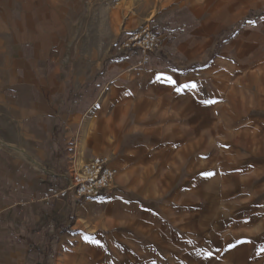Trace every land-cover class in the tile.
Returning <instances> with one entry per match:
<instances>
[{"label": "rangeland", "instance_id": "1", "mask_svg": "<svg viewBox=\"0 0 264 264\" xmlns=\"http://www.w3.org/2000/svg\"><path fill=\"white\" fill-rule=\"evenodd\" d=\"M221 2L222 0H0V148L3 145V135L13 138L19 131L10 120L6 104L2 100V94L6 93L4 87L12 73L16 72L19 56L25 60L39 58L42 54L56 56L59 60L57 63L63 65V73L66 75L64 66L75 63L73 60L77 56L88 55L102 58L99 70L105 71L115 57L113 45L120 37L145 24L153 28L156 20L162 17L169 20L172 15L178 14L181 20L178 24L169 22L164 26L167 34H163V42L166 39L167 44L175 43L177 39L189 36L194 28L202 27L205 22L209 23L205 35L199 36L206 43L202 47L204 56L201 54L200 59L207 61L213 50L218 48V56L214 58L216 66L213 72L203 75L198 82L200 91L195 92L191 87L188 93L203 105H216L219 114L208 121L205 110L202 109L201 123L191 124L188 119H191L193 113L185 111L186 118L182 119L179 117L183 115L178 116L176 108L157 107L164 97L162 94L155 106H149V102L141 101V98L153 96L149 92L152 87L162 85L160 91L166 95H175L171 91L173 87L167 85L165 79L150 77L152 74L148 70L136 76L133 68L135 62L129 60L126 68L132 67V70L121 79V85L115 90L119 97L113 99L110 94L104 96V107L94 114L95 120L90 121L87 126L74 129V134L79 139L76 149L81 152L75 155L70 170L80 168L87 158V150L93 148V154H104L117 169L112 190L97 198L74 197L71 205L67 199L59 200L60 212L54 211L51 205L31 200L33 197L38 198L40 192L52 183L53 174L48 175L50 178H46L43 183L30 181L33 187L29 189L28 174H25V178L22 167L19 166L24 157L7 158L0 149V202L7 206L3 213L0 212L3 219L0 220V264H15V253L24 258L22 264H60L58 259L61 250L71 252L80 247L78 241L65 244L66 238H89L99 234L106 237L120 234L128 242L115 238L112 249L95 244L98 259L102 254L113 258L114 249L120 256L131 254L135 264L143 263L141 252L147 253L148 264H210L214 259L213 255L221 257L225 252L207 255L205 260H201L193 258L192 251H206V254L211 252V247H207L210 234L201 230L198 225L199 211L205 208V201H199V197L204 199L210 195L204 182L211 179L217 182L213 195L216 211L227 213L229 210L233 213L232 223L224 225L220 232L224 237L233 236L231 243L235 245L234 248L239 247L238 250L230 249L233 252L227 263L249 264L252 248L259 244L257 240L253 242L257 237H252L251 233L257 231L259 226L258 222H247L242 217L243 210L252 201L248 197L250 195L244 194L243 188L245 190L257 182L254 166L261 164L263 157L256 155L258 142L250 139L257 127L249 123V113H258L260 110L257 106L261 107V103L248 99L249 94L257 95V86L253 83L255 81L248 75L254 72L258 75L260 72L261 84L264 86V61H261V56L264 57V45L249 49L241 44V34L246 28L259 32L260 22L261 33H264V0H241L233 8ZM164 21L166 23V19ZM250 21L255 23H249ZM171 28L177 32H168ZM230 34L232 35L229 36ZM225 35L229 36L228 40L218 46L216 42ZM225 47H228L226 51ZM181 62L183 63L182 59ZM173 69L183 71L185 67ZM17 70L22 76L23 69ZM108 79L107 75L106 80ZM237 80L239 83H236ZM239 85L246 92L243 117L230 128L224 124H216L223 120L219 116L225 111L223 107L227 104L223 100L225 90L229 91L232 86ZM72 93L70 84L66 93L70 100L73 99ZM116 105L119 106L118 114L113 113L112 107ZM166 111L164 118L156 119V116H161ZM235 112L236 117L241 116V110ZM193 126L195 128L192 132L186 130ZM58 127H55V134L62 131L61 126ZM166 132L177 135L171 140H162L163 133ZM95 135H99L98 143L92 140ZM195 141L201 142L203 154L200 156L195 155L198 151L194 146ZM204 145H211L213 149L209 147L205 150ZM3 147L9 152H14L15 149L10 145ZM13 160L15 163L12 165ZM190 164L193 165L191 171L188 169ZM49 166L50 164L46 168ZM10 171L13 178L8 177ZM71 173L65 175L69 178ZM66 178L58 177L57 180L60 181L57 185H65ZM201 182L203 188L200 186ZM20 200L27 201V204L20 205ZM110 200L127 205L123 213L105 212L104 205ZM31 203L35 205L31 206ZM132 205L137 206L139 215L135 216L136 210L130 207ZM144 214L150 216L146 218ZM208 219V216L202 217L207 223ZM62 226L70 228L64 231ZM251 239L253 244L248 242ZM238 241H246V244L252 245L242 247Z\"/></svg>", "mask_w": 264, "mask_h": 264}, {"label": "crops", "instance_id": "2", "mask_svg": "<svg viewBox=\"0 0 264 264\" xmlns=\"http://www.w3.org/2000/svg\"><path fill=\"white\" fill-rule=\"evenodd\" d=\"M240 1L241 0H222L221 3L229 8H233L237 2ZM189 13L194 15L193 11L189 10ZM164 19H166V23ZM156 21L157 23L153 24L154 26L151 29L164 37V35L167 34L164 26L170 23L178 24L181 20L180 14H178L175 16L172 15L169 20L166 17H162L160 20ZM208 25L209 23L205 22L202 27L194 28L190 31L189 36H183L177 39L175 43L167 44L165 39L162 46L150 54L149 69L147 71L152 74L150 77L157 76L158 78L167 80V85L173 87L171 91L175 92V95H166L160 91V88L162 87L161 85L158 87H152L149 92L153 93V96L141 98V101L145 100L146 102H149V106H155L157 102H159V95L162 94L164 97H162L160 100L161 102L157 107L163 106L166 108H176L178 109V116L183 115L182 117H179L182 119L186 118L185 111L193 113L191 119H188L191 124L201 123L202 109L205 110V116H207L206 118L208 121H211L210 118L212 117H218L219 114L216 111V105L211 107L209 104L203 105L200 103V100H197L192 94L188 93V89H191V87L183 88V90L179 92L176 91L177 88L182 87L183 85L192 84L196 85V87L193 88L195 92L200 91L201 88L199 87L198 82L201 81L203 75L214 71L213 69L216 66V59L214 58L218 56V48L213 50L207 61H202L203 59H200L201 54L204 56V49H202V47L206 43L204 42V39L199 38V36L205 35ZM258 25H260L259 32L252 30V28H246L247 30L243 31L241 34L243 40L241 44L248 46L249 49H255L264 45V33H261V22L258 23ZM182 26L184 28L185 24L183 23ZM183 28L181 27V30ZM168 32H173V34H175L177 31L174 28H171L168 29ZM127 34L128 33L124 34L114 43L113 53L115 54V57L105 71L99 70L103 60L102 58H93L88 55L77 56V58L73 60L75 63L71 66H64L67 71L66 75L63 73V65L57 63L59 60L56 56L42 54L39 58L34 59L30 58L25 60L22 57L20 58V56L17 58L18 62H16V67L17 69L22 68L23 74L22 76L18 74V70L16 69V72L12 73L10 80L4 87L6 93L2 94V100L7 107V114L12 123L16 125L19 130L16 137L13 138L7 134L3 135L2 143L5 146L10 145L12 149L15 147L16 150L14 149V152H9L3 147V145L0 149L2 155L7 156V158L13 156H19L18 158L24 157L21 163H19V166L22 167L24 176L26 173L28 174V177L25 176V178L27 177L28 179L27 184L29 189H32L33 187L31 186L30 181H41L43 183L46 178H50L48 175L51 176V173L53 174L51 177L52 183L43 190L62 187L64 185H57V182L60 181L57 180L58 177L66 178L67 176L65 174L74 171V169L70 170L71 163L74 162L75 155L81 152H78V149H76L79 139L78 136H75L74 129H78L79 127H82V125L87 126V124H90V121L92 122L95 120L93 117L94 114L104 107V96L110 94L113 99L119 97L115 90L121 85V79L132 70V67H130V69H128V67L126 68L129 60L135 62L140 56V52L137 48L127 50L122 54L116 52L115 45L125 38ZM226 35L216 42L218 46L223 41L228 40V37L232 34L228 37ZM226 49H228V47H225L224 51H226ZM121 55H123V57H120ZM126 55L128 58L124 57ZM181 59L183 63L181 62ZM261 61H264V57L262 56ZM201 62H204V64H200ZM173 67H185V69H183V71H175ZM124 68L126 69L123 70ZM110 73L112 75L111 77ZM255 74L256 72L250 73L248 76L249 78L253 77V80L255 81L253 83L258 87V89L257 87L255 88L257 95L253 96L252 94H249L248 99H251V101H258L257 103H261V107L257 106V109L260 110L258 113H251L252 111L249 113V123L251 122L257 127L252 132L250 139L251 141L254 140L258 142L256 155L262 156L263 159L261 160V164L257 163L254 166L255 174H257V182L252 186L249 185L245 190L243 188L244 194L247 193L250 195L248 197L249 199H252V204H248L247 209L243 210L242 217L247 222H258L257 224L259 226L257 231L251 233L252 237H257L253 242L257 240L259 244L252 248L253 254L249 260V264H264V251H261V249H264V86L261 84L260 72L258 75ZM107 75L109 77L108 80H106ZM169 77L175 81V84L169 83ZM244 80H246V78ZM236 83H239V80H237ZM70 84L72 85L73 90V93L71 94L73 95V99L71 100L70 96H66L67 88H69ZM234 84L235 83H233V85ZM235 86H232L229 91L227 89L225 90L223 100L227 102L225 105L226 109L223 107L225 111L221 112L219 116L223 120L222 122H216V124L226 125L227 128L232 127L235 124L234 122L241 119L244 115L243 110L246 101L245 88L242 85H239L238 87ZM131 88L132 87L129 89L131 90ZM255 89L253 93L255 92ZM259 93H261V95ZM112 108L113 113L118 114L117 108H119V106L116 105ZM235 110H241L240 117H236ZM166 113L167 111L161 116H156V119L164 118ZM153 117L155 116H152V119H155ZM58 125L61 126L62 131L55 134V127H58ZM194 128L195 126L186 130L192 132ZM176 135L177 133L173 134V132L163 133L162 140H171L176 137ZM229 137H231L230 134ZM92 140L94 143H98L99 135H95ZM200 143V141H195V149L198 148L196 154L194 152L196 156L203 154L200 149ZM209 147L210 149H213L211 145L203 146L205 150H208ZM82 149L83 148L81 147V150ZM85 150L87 149L85 148ZM65 151L67 154H64ZM93 152V148L87 150L86 160L96 155H104L93 154ZM27 158H30L31 160ZM14 163L13 160L12 165ZM49 164L50 166L47 169L46 166ZM109 164L113 167L110 161ZM192 164L188 167L190 171L193 168ZM20 176L22 175L20 174ZM8 177L13 178L11 171L9 172ZM68 179L69 178L67 177L64 180L65 184L68 182ZM204 183L208 186L210 195L204 197V199L199 197V201H205V208L201 212L199 211L200 221L198 222V225L201 230L208 231L210 234V243L207 247H211V253L218 254L219 252H225L221 257H215L213 255L214 259L210 261V264H228L227 260L230 259V254L233 252L230 251L228 245L232 244L231 240H233V236L224 237L220 232L224 225H227L230 222L232 223L233 213L229 210H227V213L226 211H216V203L213 195L217 188V182L214 179H211L209 182ZM202 184L203 182L200 184L201 188H203ZM44 185L45 184H43V186ZM107 192L109 191H106L103 194H106ZM64 199H67L68 204L71 205L74 196ZM30 205L32 206L35 204L31 203ZM51 206L54 208V211L60 212V209L58 208L60 206L59 201L53 202ZM126 206L127 205H123L121 202L118 203L116 200L107 201L104 205L105 212L112 211L115 214L123 213ZM130 207L136 210L135 216L139 215V212H137V206L132 205ZM6 208V204L0 202V212L3 213V210ZM250 213L252 214L249 215ZM144 215L146 218L150 216L148 214ZM207 216L209 218L208 223L202 220V217L206 218ZM0 217V220H3L2 216ZM69 228V226H66L63 230L68 231ZM115 238H120L124 242H128V240L124 239L120 234H113L110 237L99 234L87 239L82 236H76L75 238L68 237L65 239V244L70 241H78L80 242V247L71 252H67L65 249L61 250L58 261L60 264H135L136 262L132 260L131 254L126 255V257L120 256V253L114 249L112 252L114 254L113 258L102 254L98 259L99 254L95 249L96 243H93L92 241H99L98 245L102 248L106 246L112 249V242ZM156 242H159V240L156 239ZM248 242L252 243V239ZM252 244H246V241H244L240 243V246L250 247ZM234 249L238 250L239 247ZM134 251L139 252V250L135 249ZM206 253V251L202 252L194 249L192 251V257L205 260L207 258ZM140 255L143 257L142 264H148L147 253L143 252L142 254L141 252ZM13 256L16 258L15 264H22L24 262V258L21 254L15 253Z\"/></svg>", "mask_w": 264, "mask_h": 264}, {"label": "built area", "instance_id": "3", "mask_svg": "<svg viewBox=\"0 0 264 264\" xmlns=\"http://www.w3.org/2000/svg\"><path fill=\"white\" fill-rule=\"evenodd\" d=\"M163 37L153 31L149 24L130 30L128 34L115 45L118 54L137 48L140 56L134 65V74L139 76L142 71L149 69L150 54L162 46ZM117 169L109 164V158L105 155H96L86 160L80 168L72 171L68 182L62 187H54L42 190L38 198L46 206L53 202L74 196L76 198H97L104 192L112 190L115 186ZM20 205H26L27 201H19Z\"/></svg>", "mask_w": 264, "mask_h": 264}, {"label": "snow or ice", "instance_id": "4", "mask_svg": "<svg viewBox=\"0 0 264 264\" xmlns=\"http://www.w3.org/2000/svg\"><path fill=\"white\" fill-rule=\"evenodd\" d=\"M249 23H255L254 21H250ZM168 80H169V83H172V84H175V81H173L170 77L168 78ZM187 87H192V88H195L196 87V85L195 84H192V85H183L182 87H179V88H177L176 89V91H182L183 90V88H187ZM214 101H205V103H213ZM206 175H211V173H206ZM87 239V238H86ZM93 243H96V244H99V241H95V240H93L92 241ZM241 241H238L237 243H240ZM235 247V245L234 244H229L228 245V248L229 249H231V248H234ZM219 251V250H218ZM261 251H264V249H261ZM208 256H212L213 255V253H211V252H209L208 254H207Z\"/></svg>", "mask_w": 264, "mask_h": 264}]
</instances>
